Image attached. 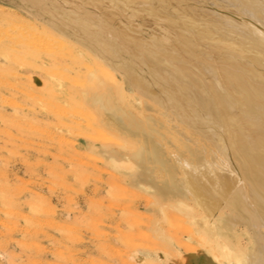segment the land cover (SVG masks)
I'll return each mask as SVG.
<instances>
[{
    "label": "rangeland",
    "instance_id": "374dc122",
    "mask_svg": "<svg viewBox=\"0 0 264 264\" xmlns=\"http://www.w3.org/2000/svg\"><path fill=\"white\" fill-rule=\"evenodd\" d=\"M200 1L205 5L201 12L210 15L212 0ZM138 4L0 0V264H200L209 256L220 264H259L250 258L253 231L245 225L237 226L235 239L218 237L211 218L215 214L208 218L190 196L182 205L193 211L141 186L147 183L138 185L136 171L152 167L140 159L141 133L149 134L148 127L157 134L152 139L175 163L188 148H200L198 135L151 103L141 80L131 82L116 67L118 56L97 53L85 43L90 36L82 38V33L69 27L64 33L50 22L59 21L57 11L73 6L92 26L105 21L113 29L129 30L136 39L170 44L177 43L175 22H191L180 11L160 8L158 13ZM69 25L79 31L78 24ZM122 53L120 58L138 66L133 57ZM141 70V79L149 81L147 69ZM117 82L138 113V122L142 120L139 134L131 132L119 116L132 109L116 98L111 108L86 99L98 90L103 94L112 84L116 96ZM113 109L117 113L109 115ZM192 160L200 167V159L192 156ZM178 172L184 178L182 167ZM154 173L162 179L160 172ZM231 241L234 249L228 254L224 246Z\"/></svg>",
    "mask_w": 264,
    "mask_h": 264
},
{
    "label": "bare ground",
    "instance_id": "6f19581e",
    "mask_svg": "<svg viewBox=\"0 0 264 264\" xmlns=\"http://www.w3.org/2000/svg\"><path fill=\"white\" fill-rule=\"evenodd\" d=\"M160 1L165 4L161 5L159 0H122L127 5L144 3L149 6L148 10L153 12L160 8L165 11H180L184 14L182 16L190 18L189 23L175 22L178 30V35L175 36L176 44L153 38L142 41L136 39L129 30L113 29L105 21L97 27L92 26L77 14L73 6L70 10L63 7L64 10L62 8L57 11L60 13L59 21L52 19L50 22L64 33H68L69 27L73 32L82 33V38L90 36L89 41L84 42L97 53L118 56L114 62L116 67L123 70L131 82L134 78L141 80L151 103L162 106L164 113L173 114L178 121L186 123L196 132L193 134L198 135L200 148H188L189 152L183 153L181 163H175L170 161L171 154L167 156V151L159 145L161 143L154 141L157 134L152 131V135L146 120L149 134L138 128L142 116H139L138 122V116L135 115L138 113L125 98L126 94L119 82L117 90L115 89L117 97L115 91L113 92L112 83V90L105 87L102 95L98 90L100 95L93 92L95 97H86L89 102L110 108L116 98L118 103L132 109L127 113H119V116L127 122L128 127L131 126V132H143L140 138V150L143 152L140 159L152 165L149 170L143 166L141 170L136 171L134 179L138 185L147 183L141 186H147L162 199L173 200L179 205L184 204L185 200L188 201L186 198L190 196L208 218L211 212L215 214V217L213 215L211 218L214 219L213 230L218 237L228 238L227 235H232L234 238L240 231L237 226L245 225L253 231L254 253L250 258L264 264V0H212V7H206L211 10L210 15L204 13L206 10L201 12L205 5H200V0ZM49 5L55 8L53 3ZM70 22L78 24L79 31L75 29L76 26H70ZM93 37H97V40H92ZM122 52L133 57L138 66L134 67L124 58H120ZM78 53L81 54L82 51ZM143 67L149 73V81L140 77ZM106 71L116 81L114 73L109 69ZM102 89L100 88L101 91ZM112 111L109 115L117 113L116 110ZM149 115L150 118L154 117V114ZM153 127L155 128V124ZM132 136L134 137L133 134ZM208 143L212 148L208 147ZM192 156L200 159V167L193 163ZM180 167L185 175L182 179L177 175ZM156 170L161 173V180L155 178ZM182 207L193 211L188 205ZM199 213L202 214V211ZM207 217L203 216V219ZM232 245L233 241L227 243L224 251L228 254L232 252ZM215 260V257L212 260L209 256L207 260H200V264H220Z\"/></svg>",
    "mask_w": 264,
    "mask_h": 264
}]
</instances>
